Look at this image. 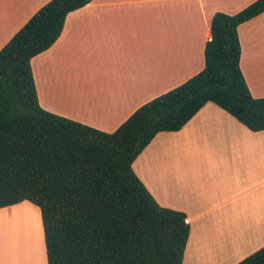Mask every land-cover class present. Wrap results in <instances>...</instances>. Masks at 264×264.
Here are the masks:
<instances>
[{"label":"crops","instance_id":"1","mask_svg":"<svg viewBox=\"0 0 264 264\" xmlns=\"http://www.w3.org/2000/svg\"><path fill=\"white\" fill-rule=\"evenodd\" d=\"M49 1L0 0V50ZM254 1L92 0L70 12L56 42L32 58L39 102L114 132L204 68L215 12L234 14ZM238 33L248 87L264 97V13ZM133 169L160 205L186 214L183 264H237L264 246V130L207 103L180 130L156 134ZM25 201L0 208V217ZM43 241L37 261L18 247L6 264H48L44 228Z\"/></svg>","mask_w":264,"mask_h":264},{"label":"trees","instance_id":"2","mask_svg":"<svg viewBox=\"0 0 264 264\" xmlns=\"http://www.w3.org/2000/svg\"><path fill=\"white\" fill-rule=\"evenodd\" d=\"M92 0H50L0 50V208L39 207L48 264H183L190 225L160 205L133 169L159 132L178 131L207 103L264 130V97L241 69L238 27L264 13L255 0L214 13L204 68L140 106L114 132L43 108L31 60ZM237 264H264V246Z\"/></svg>","mask_w":264,"mask_h":264},{"label":"rangeland","instance_id":"3","mask_svg":"<svg viewBox=\"0 0 264 264\" xmlns=\"http://www.w3.org/2000/svg\"><path fill=\"white\" fill-rule=\"evenodd\" d=\"M24 203L26 204H23L21 209L13 210L9 222H6L5 217H0V264H6L5 256L16 254L18 247L22 257H25L28 249L31 250L36 261L43 253V224L40 209L29 201ZM12 219L27 222L20 225L19 221L15 226L17 228L12 232L9 225Z\"/></svg>","mask_w":264,"mask_h":264},{"label":"bare ground","instance_id":"4","mask_svg":"<svg viewBox=\"0 0 264 264\" xmlns=\"http://www.w3.org/2000/svg\"><path fill=\"white\" fill-rule=\"evenodd\" d=\"M10 217H11V215H10V216H5V218L7 219L6 222H9ZM19 221H20V225H23L24 222H22L21 220H13V219H12V221H11L12 223L9 224V225H11V226H10V229H11L12 232H14V230L17 228V227H15V226H17L16 223H18ZM7 228H8V227H7ZM8 229H9V228H8ZM0 230H1V228H0ZM4 236H5V235H4ZM4 238H5V237H4Z\"/></svg>","mask_w":264,"mask_h":264}]
</instances>
